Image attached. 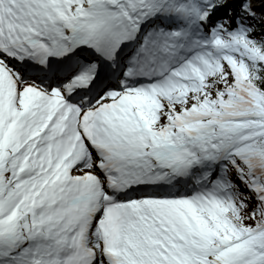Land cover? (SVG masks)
<instances>
[{
    "label": "snow or ice",
    "instance_id": "obj_1",
    "mask_svg": "<svg viewBox=\"0 0 264 264\" xmlns=\"http://www.w3.org/2000/svg\"><path fill=\"white\" fill-rule=\"evenodd\" d=\"M0 264H264V0H0Z\"/></svg>",
    "mask_w": 264,
    "mask_h": 264
}]
</instances>
